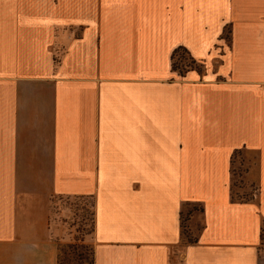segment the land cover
I'll return each mask as SVG.
<instances>
[{"label":"crops","instance_id":"0c3cea01","mask_svg":"<svg viewBox=\"0 0 264 264\" xmlns=\"http://www.w3.org/2000/svg\"><path fill=\"white\" fill-rule=\"evenodd\" d=\"M72 199L94 264H264V0H0V264H59Z\"/></svg>","mask_w":264,"mask_h":264},{"label":"rangeland","instance_id":"374dc122","mask_svg":"<svg viewBox=\"0 0 264 264\" xmlns=\"http://www.w3.org/2000/svg\"><path fill=\"white\" fill-rule=\"evenodd\" d=\"M232 30H226L223 35L224 44L227 43V54L230 51V39ZM223 54L225 46L223 45ZM218 52L221 53L220 45L217 46ZM190 53V52H189ZM180 53L176 57L177 64H184L185 66L190 63L187 59L188 56L184 54L182 60ZM199 65V64H198ZM200 67V65H199ZM249 158L242 152L236 153L232 162V197L239 202H249L256 198L259 192L258 185L255 181V171L250 168ZM55 211V220L60 224L62 229L63 238L59 242V264H93V244L92 236L94 231V209L93 199L85 200H63L60 201ZM201 212L198 206H191L184 208L183 215V233L185 240L195 241L198 231L199 222L193 224L191 227V218L196 219L197 215ZM57 214V215H56ZM264 232V228H263ZM264 243V233H263Z\"/></svg>","mask_w":264,"mask_h":264},{"label":"trees","instance_id":"16d2710c","mask_svg":"<svg viewBox=\"0 0 264 264\" xmlns=\"http://www.w3.org/2000/svg\"><path fill=\"white\" fill-rule=\"evenodd\" d=\"M180 53H183V56H181L182 60L186 61L188 59L190 61V63L188 65L185 66L184 64L180 65V64L176 63V57H178V55ZM184 54H186L188 56L187 59L186 58L184 59ZM172 59H173V70L178 72V74L180 76H185L189 71H192V70H195V69L200 70V67H199L198 63L191 56L189 51L186 48H184V47L177 48L174 51V53H173ZM234 201H236V200H234ZM262 240H263V235H262ZM189 242L192 243V241H189ZM93 264H94V250H93Z\"/></svg>","mask_w":264,"mask_h":264}]
</instances>
